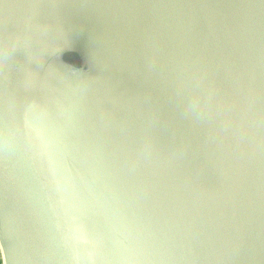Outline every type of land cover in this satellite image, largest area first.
I'll list each match as a JSON object with an SVG mask.
<instances>
[{"label": "water", "instance_id": "1", "mask_svg": "<svg viewBox=\"0 0 264 264\" xmlns=\"http://www.w3.org/2000/svg\"><path fill=\"white\" fill-rule=\"evenodd\" d=\"M3 264H264V0H0Z\"/></svg>", "mask_w": 264, "mask_h": 264}, {"label": "bare ground", "instance_id": "2", "mask_svg": "<svg viewBox=\"0 0 264 264\" xmlns=\"http://www.w3.org/2000/svg\"><path fill=\"white\" fill-rule=\"evenodd\" d=\"M0 257H1V261H2V254H1V250H0Z\"/></svg>", "mask_w": 264, "mask_h": 264}, {"label": "rangeland", "instance_id": "3", "mask_svg": "<svg viewBox=\"0 0 264 264\" xmlns=\"http://www.w3.org/2000/svg\"><path fill=\"white\" fill-rule=\"evenodd\" d=\"M0 264H2L1 257H0Z\"/></svg>", "mask_w": 264, "mask_h": 264}, {"label": "crops", "instance_id": "4", "mask_svg": "<svg viewBox=\"0 0 264 264\" xmlns=\"http://www.w3.org/2000/svg\"><path fill=\"white\" fill-rule=\"evenodd\" d=\"M2 264H3V260H2Z\"/></svg>", "mask_w": 264, "mask_h": 264}, {"label": "snow or ice", "instance_id": "5", "mask_svg": "<svg viewBox=\"0 0 264 264\" xmlns=\"http://www.w3.org/2000/svg\"><path fill=\"white\" fill-rule=\"evenodd\" d=\"M0 130H2V129H0Z\"/></svg>", "mask_w": 264, "mask_h": 264}]
</instances>
